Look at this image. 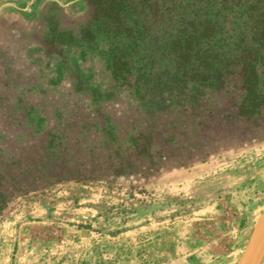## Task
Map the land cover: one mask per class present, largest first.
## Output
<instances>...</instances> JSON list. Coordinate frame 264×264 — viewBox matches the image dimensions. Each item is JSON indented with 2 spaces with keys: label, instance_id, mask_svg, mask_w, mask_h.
Returning a JSON list of instances; mask_svg holds the SVG:
<instances>
[{
  "label": "rangeland",
  "instance_id": "1",
  "mask_svg": "<svg viewBox=\"0 0 264 264\" xmlns=\"http://www.w3.org/2000/svg\"><path fill=\"white\" fill-rule=\"evenodd\" d=\"M88 17L83 0H0V264H177L194 245L238 261L264 211V103L148 117L124 92L74 91L108 86L105 39L53 47L47 30Z\"/></svg>",
  "mask_w": 264,
  "mask_h": 264
},
{
  "label": "trees",
  "instance_id": "2",
  "mask_svg": "<svg viewBox=\"0 0 264 264\" xmlns=\"http://www.w3.org/2000/svg\"><path fill=\"white\" fill-rule=\"evenodd\" d=\"M83 1L86 24L74 33L51 23L47 36L63 48L105 39L109 84L75 78L74 91L109 102L124 92L148 117L195 114L213 94L235 101L234 116L246 119L264 103V0Z\"/></svg>",
  "mask_w": 264,
  "mask_h": 264
},
{
  "label": "crops",
  "instance_id": "3",
  "mask_svg": "<svg viewBox=\"0 0 264 264\" xmlns=\"http://www.w3.org/2000/svg\"><path fill=\"white\" fill-rule=\"evenodd\" d=\"M209 212L208 217H204V218H209L212 214H214L213 211H210V209L207 211ZM194 223H193V227H194ZM232 229H235V226H231ZM198 243L200 242L199 240L194 239V243ZM194 243H191V245H194ZM203 250V251H202ZM178 248L175 247L174 250H171V257H173V261L172 263H181V261H183L185 259L184 256H187L188 262L184 261L186 264H209L210 262L214 261V258H210L211 256H213V248L211 247H207V249H204L203 247H197L196 245H194L193 250L188 251L187 253L184 252V254L182 255L181 252H178ZM175 255V256H174ZM208 256V258H207ZM175 257V258H174ZM175 260V261H174ZM226 263L224 264H236L237 260L234 257L229 258V260L225 261Z\"/></svg>",
  "mask_w": 264,
  "mask_h": 264
},
{
  "label": "water",
  "instance_id": "4",
  "mask_svg": "<svg viewBox=\"0 0 264 264\" xmlns=\"http://www.w3.org/2000/svg\"><path fill=\"white\" fill-rule=\"evenodd\" d=\"M262 226H264V211L261 213V215L259 216L258 220L256 221L251 233H250V236H249V239H248V242L242 252V254L240 255L238 261H237V264H244V261L247 257V253L249 251V248L251 246V243H252V240H253V237H254V234L256 233V231L261 228ZM263 245H264V242H263ZM262 252V250H261ZM261 254V253H260ZM259 258H260V255H259ZM259 258L257 260V263L258 264V261H259Z\"/></svg>",
  "mask_w": 264,
  "mask_h": 264
},
{
  "label": "bare ground",
  "instance_id": "5",
  "mask_svg": "<svg viewBox=\"0 0 264 264\" xmlns=\"http://www.w3.org/2000/svg\"><path fill=\"white\" fill-rule=\"evenodd\" d=\"M260 231V233H259V239H258V241L256 240V236H257V234H258V232ZM263 239H264V226H262L261 228H259L257 231H256V233L254 234V237H253V240H252V243H251V246H250V248H249V251H248V253H247V257H246V259H245V261H244V264H247V262H248V260H249V257L253 254V251L254 250H257L259 247H258V244H259V242L260 243H262V241H263ZM257 241V242H256ZM256 242V243H255ZM255 245V246H254ZM260 249V248H259ZM255 256V255H254ZM247 261V262H246Z\"/></svg>",
  "mask_w": 264,
  "mask_h": 264
}]
</instances>
